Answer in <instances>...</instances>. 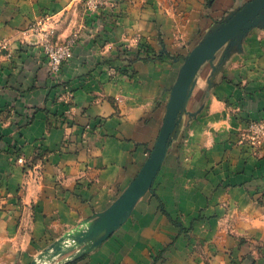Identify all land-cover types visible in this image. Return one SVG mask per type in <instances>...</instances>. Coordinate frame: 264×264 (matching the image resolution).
<instances>
[{
    "label": "crops",
    "instance_id": "0c3cea01",
    "mask_svg": "<svg viewBox=\"0 0 264 264\" xmlns=\"http://www.w3.org/2000/svg\"><path fill=\"white\" fill-rule=\"evenodd\" d=\"M144 1L92 19L81 0H0V264H55L69 252L39 255L104 218L106 236L62 264H264V143L243 138L264 120V1ZM157 25L202 52L163 148L185 63L110 70ZM47 26L78 33L68 100L34 45Z\"/></svg>",
    "mask_w": 264,
    "mask_h": 264
},
{
    "label": "rangeland",
    "instance_id": "374dc122",
    "mask_svg": "<svg viewBox=\"0 0 264 264\" xmlns=\"http://www.w3.org/2000/svg\"><path fill=\"white\" fill-rule=\"evenodd\" d=\"M123 0H81V10L92 19L96 17H100L101 13L104 12V10L107 7H113L118 2H121ZM130 2L133 5H137L138 8H142L144 6V0H125ZM209 3H212L216 0H206ZM92 2V3H91ZM178 7V6H177ZM176 6L168 7V10L166 11L167 14H177L180 13V10L175 9ZM236 13V12H235ZM223 20L222 18H220ZM34 33L36 34L37 38L34 40L35 44L41 47L43 53V47L40 43H42V37L46 36L45 34L47 32H51L52 37L51 40L56 43L57 45L67 44L68 42L72 41L71 43V57H72V51L74 48V45L78 39V33H73L72 35L68 36L66 39L61 40L58 37L55 36V28L53 26H47V28L43 27H33ZM165 31L164 26L159 27L158 25L156 27L151 28V34H145V33H135L133 37L126 39L127 41L122 42L118 46V55L115 59V62L118 64H114L110 66V70L113 74H127L128 71H130L129 66L135 65L139 61H180L182 63H186V61L189 59V56L192 54L194 48L198 46V42L195 44L193 42L189 43H183L182 46H178L179 49L176 48L177 43L182 41L179 37H167L170 33V29ZM176 30V29H175ZM175 30H173L175 32ZM43 34V36H41ZM4 39H1L3 41ZM3 43V42H2ZM24 43H29L28 40H25ZM6 47L4 49V55L6 53H10V42L5 41ZM193 47L191 48V46ZM33 45V44H31ZM3 46V45H2ZM10 47V48H9ZM69 62V61H68ZM55 83H59L64 85V82H62V77L59 78V81L54 79ZM62 238L59 237L53 241L48 248L53 246L56 242L60 241ZM77 240L76 237L69 239L67 238L66 241H73ZM63 250L67 249V246L65 244H62ZM79 249H75L70 251L68 254L73 255L79 252Z\"/></svg>",
    "mask_w": 264,
    "mask_h": 264
},
{
    "label": "water",
    "instance_id": "95a60500",
    "mask_svg": "<svg viewBox=\"0 0 264 264\" xmlns=\"http://www.w3.org/2000/svg\"><path fill=\"white\" fill-rule=\"evenodd\" d=\"M263 1L264 0H254V1H252V4L259 6ZM200 46L201 45L196 46V48H198V47L200 48ZM196 48L193 50L192 54L189 56V59L184 64L183 70L185 72H184L183 79H182L180 87H179L178 97L172 105V111H171L170 116L166 122L164 131H163V137L160 141V143H161L160 148L164 147V145L167 141V138L170 134V131H171V125L177 117V112L179 110V106L181 103L180 96H181V93L183 91V87L187 82L189 73L192 71L193 67L196 65V63L198 62V60L202 56V52L200 51L201 49L199 51H197L198 49L196 50ZM110 225H111V220L109 218L99 219L97 221V223L95 224V227L91 228L87 232H83V233L76 232V233H72L70 235H65L64 237H61L62 239L60 241L56 242L50 248H47L46 250H44L39 255V258L44 259V260L45 259L54 260L58 256H62L65 253H68V252L74 250L75 248L82 246L81 249H79L80 250L79 252H77L76 254H73V255H69L66 258L60 260L59 262H57L55 264H62L64 262H67V261L74 259L75 257H79L81 255V253L88 251L95 243H97L99 240H101L102 238H104L106 236V231L108 230ZM74 237H76L77 240L66 241L67 238L72 239ZM62 244H65L67 246L66 250L62 249ZM34 264H36V262Z\"/></svg>",
    "mask_w": 264,
    "mask_h": 264
},
{
    "label": "built area",
    "instance_id": "2783aa9c",
    "mask_svg": "<svg viewBox=\"0 0 264 264\" xmlns=\"http://www.w3.org/2000/svg\"><path fill=\"white\" fill-rule=\"evenodd\" d=\"M45 35L46 36H43V34L41 35L43 37L42 43L40 44L43 47L45 60L49 67L52 78L59 81V78L62 76L64 66L71 59L72 41L68 42L67 44L57 45L50 38L52 37L51 32H47ZM5 41L6 40L1 41L0 39V61L5 52ZM62 86L63 91L60 93L59 97L63 100H68V92H70L71 87L68 84H64ZM243 136V138H246L254 147H258L264 143V120L252 121Z\"/></svg>",
    "mask_w": 264,
    "mask_h": 264
},
{
    "label": "bare ground",
    "instance_id": "6f19581e",
    "mask_svg": "<svg viewBox=\"0 0 264 264\" xmlns=\"http://www.w3.org/2000/svg\"><path fill=\"white\" fill-rule=\"evenodd\" d=\"M181 90V89H180ZM178 93H179V91H178ZM62 249H63V247H62ZM42 262V261H41ZM44 264V263H43Z\"/></svg>",
    "mask_w": 264,
    "mask_h": 264
}]
</instances>
